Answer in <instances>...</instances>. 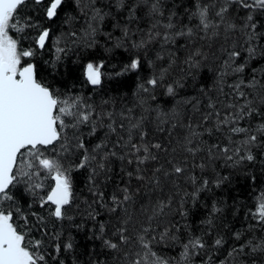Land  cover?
Here are the masks:
<instances>
[{"label":"snow or ice","instance_id":"snow-or-ice-1","mask_svg":"<svg viewBox=\"0 0 264 264\" xmlns=\"http://www.w3.org/2000/svg\"><path fill=\"white\" fill-rule=\"evenodd\" d=\"M28 2L0 0V264H49L50 254L44 241L48 236L47 219L39 212H32L35 222L29 225V217L19 206L17 194L23 186V193L32 198L29 208L38 203L41 210L47 211L48 217L57 221L71 220L72 217L66 215L67 207L75 198L71 172L83 168L89 169L87 184L94 197L93 204L105 208L115 217L114 222L111 217L108 223L100 222L98 231L94 230L89 237L101 241L102 248L112 256L111 264H195L197 259L200 264H217L211 250L219 251L225 244L224 239L217 237L211 242V248L203 234L189 233L187 239H181V228H187V225L173 223L170 217L174 211L181 218L188 215L184 210V197L191 196L195 201L198 193L211 183L220 187L230 180L229 176L217 173L214 181L207 178L200 181L192 174L193 169L199 168L203 172L218 159L235 168L245 162H255L257 155L264 154H253L257 147L264 150V122L255 127L241 123L256 115L264 121V69L258 72L252 68L251 74L245 75L250 62L258 54L264 56V44L258 43L264 41V31H261L264 29V0H192L184 14L189 21L195 19V25L177 21V12L167 7V0H131V3L115 0L117 10H127V19L114 27L120 29L124 41L132 40V49H147L154 41H160L164 48L183 38L191 49L183 60L187 66L186 75H192L210 57L220 61L213 87L217 98L213 99L204 88L200 89L207 97L208 111L200 114L198 122H193L194 117H186L179 107L191 104L193 113L200 112L202 101L195 97L177 100L168 111L158 105L152 107L158 89L162 88L166 96L175 97L177 89L184 86L180 79L169 80L176 63V54L169 52L168 66L154 71L137 84L134 107L139 108L141 114L135 116L133 108H128L127 112L119 114V124L113 112H97L94 105L86 103L80 96L58 94L44 82L38 64L25 60L35 57L37 50L44 49L51 37L50 28L41 27L30 16L22 14ZM33 3L43 4V16L51 21L60 14L65 0H33ZM76 3L86 17L87 26L82 37L73 31L67 33L66 38L73 43L84 40L91 46L99 26L110 13L96 7V0L87 3L76 0ZM177 7H184V0L179 5L173 0V9ZM141 10L151 23L146 31L140 28L133 31L131 25L141 19ZM241 12L244 13L242 19L239 18ZM73 19L66 16L64 23L71 24ZM10 31H15L18 37L14 38ZM29 32L37 33L33 37L34 47L23 48L21 42L28 38ZM137 33L139 40L135 39ZM61 39L65 37H59L56 45ZM221 39L223 43L218 56L212 46ZM196 41L203 43L197 46ZM205 45L208 51L204 50ZM116 46L121 45L117 43ZM55 51L56 61H59L60 54L66 49L57 46ZM242 55L243 62H240ZM163 59L158 53L156 60ZM56 61L44 63H51L54 72ZM102 64L89 62L84 66L88 83H101ZM148 64L155 69L154 61L149 60ZM140 66L141 59L137 55L116 75L138 70ZM230 78L231 83L228 82ZM152 113H155L154 117ZM124 121H127L126 125ZM149 122L156 133H168L167 144L148 140L145 129ZM209 124L212 127H208ZM82 127H89V136L96 135L98 129H106V132L101 141L89 149L80 132ZM177 128L183 130V135L173 144L172 136ZM216 133L221 134L216 143L203 139L205 134L211 137ZM113 136L115 141L111 139ZM49 149L55 154L49 155ZM73 154H80L79 162L65 167L62 161ZM197 157L201 159L199 164L195 163ZM112 158L121 163L127 161L129 166L134 164L135 168L127 172L129 183L118 187L106 200L97 179L100 176L108 179V163ZM133 178L137 181L135 191L131 185ZM49 180L51 184L47 183ZM181 180L200 186L191 193L184 192L179 207L174 210L172 205L175 197L180 195ZM46 188L49 189L46 195H39ZM141 188L143 198H140ZM165 189H168L167 193ZM221 211L213 203L212 212ZM250 214L256 225H250L249 231L254 232L257 226L264 231V194L258 197L255 211ZM98 215L90 204L89 219L95 221ZM17 219L24 221L26 230L17 226ZM204 223L211 226L213 221L209 218ZM33 228L42 233L41 238L29 239ZM109 229L111 235H108ZM233 235L236 244L227 251L224 259L218 260V264H246L248 261L264 264V237L241 242V232ZM51 240L55 252L50 257L53 264H64L58 257L74 249L73 240L69 238L61 243L59 232L53 234ZM161 244L178 245V257L162 256L157 251ZM93 264L109 262L97 259Z\"/></svg>","mask_w":264,"mask_h":264},{"label":"trees","instance_id":"trees-1","mask_svg":"<svg viewBox=\"0 0 264 264\" xmlns=\"http://www.w3.org/2000/svg\"><path fill=\"white\" fill-rule=\"evenodd\" d=\"M87 2L88 0H84V3ZM128 2L131 3V0H128ZM180 2L181 0H175L177 5ZM191 2L192 0H184V7L173 9V0H167V7L177 12V21L182 20L185 24L190 23L195 25L197 21L195 19L189 21L184 14L185 9L190 7ZM96 7L102 8L104 12H109L110 15L99 26L100 30L94 38V43L91 46H87L84 40L73 43L72 40L66 38V34L73 31L77 33L78 37H82L83 29L87 26L85 22L86 17L81 12L80 7L77 6L76 0H65V5L60 10V14L51 21L43 16V4L36 5L33 3V0H29L22 14L30 16L33 22L39 24L41 27L51 29V37L46 41V47L37 50L35 57L30 59L25 58L28 62L38 64L44 82L49 84L60 95L71 94L82 97L86 103L94 105L97 112H113L114 119L119 124L121 122L119 114L122 111L127 112L128 108H133V115L135 116L141 114V110L134 107L136 103L134 93L137 90V84L146 80L154 71L158 72L161 67H167L169 63L168 53L172 52L176 54V63L170 71L169 80L180 79L184 86L177 89V95L175 97L166 96L162 88L158 89L156 92L157 99L152 103V107L155 108L158 105L164 111H168L176 104L177 100L195 97L202 101L200 112L193 113L191 104L180 105L179 107L184 111L186 117H194L193 122H198L200 114L208 111L206 107L207 97L203 95L200 89L204 88L213 99L217 98V93L213 90V87L220 61L210 57L192 75H186L187 66L183 64V60L191 49L190 45H187L183 38L179 39L176 44H170L164 48L161 47L160 41H154L147 46V49H132V40L124 41L120 29L114 27L118 22L123 24L127 19V10H117L115 0H96ZM66 16L74 17L71 24L64 23ZM139 16L141 19L137 23L132 24L131 28L133 31L137 28L146 31L151 21L144 16L143 10L140 11ZM243 16L244 13L241 12L239 18L242 19ZM261 31H264V29H261ZM36 34V32H29L28 38L22 40L21 46L23 48L34 47L33 37ZM10 35L14 38L18 37L15 31H10ZM59 37H65V39H61L59 44L56 45ZM135 39H140L139 33L136 34ZM117 43H120L121 46L117 47ZM195 43L197 46H200L203 42L196 41ZM222 43L223 40L221 39L212 46V51L216 52L218 56ZM258 43L264 44V41H258ZM57 46L66 49L64 53L60 54L59 61H56L57 54L55 49ZM204 50L208 51L207 45H205ZM158 53L163 55V60H156ZM137 55L141 59L140 68L117 76L116 73L121 72L124 66L130 63L131 58H135ZM149 60L155 62V69L149 66ZM45 61H56V70L53 72L51 63L45 65ZM89 61H95L99 64L103 62L100 68L103 75L99 85H92L85 79L84 66ZM240 62H243V55ZM252 68H256L258 72L260 69H264V56L258 54L256 59L250 62L245 73L246 76L251 74ZM228 82L231 83L232 79L230 78ZM225 91H228V89H225ZM104 101L108 103L104 104ZM154 116L155 113H152V117ZM107 122V119H105V123ZM185 122H187V119ZM261 122H264L261 116L256 115L241 123L244 126L251 124V126L255 127V125ZM124 123L126 125L127 121H124ZM208 127H212V125L209 124ZM145 130L148 132L149 141H163L165 144L168 143V133H156L154 125L151 122L146 124ZM80 132L88 148L91 149L101 141L106 129H98L97 134L94 136L88 135L89 127H82ZM182 135V129L177 128L174 130L172 136L173 144H175L176 138ZM220 135V133H216L209 137L205 134L203 139L208 141V143H216ZM111 139L115 141L116 137L113 136ZM108 148L111 149L112 145L109 144ZM58 149L59 145H57ZM261 152H264V150L257 147L253 154L257 155ZM48 154L54 155L55 153L49 149ZM79 155L73 154L67 159H64L62 162L65 167H70L78 163ZM261 161H264V154L257 155L255 162H245L235 168L226 166L223 159H218L203 172L199 168L193 169L192 174L200 181L205 178L214 181L217 173L221 176H229L230 180L221 184L220 187H216L215 183H211L206 189L198 193L195 201H193L191 196L184 197V210L187 211L188 215L181 218L174 211L170 217L173 223L179 222L181 226L187 225V228H181V239H187L189 233L193 235L203 234L211 248V242L217 237H222L225 241L222 248L219 251L215 249L211 250L214 259L217 260V264L218 260L224 259L227 251L236 244L234 233H242L241 242H245L253 237H264V231H261L259 226L256 227L254 232L249 231L250 225H256V220L252 218L250 213L255 211L258 197L264 194V164ZM200 162V157H197L195 163L199 164ZM191 163L192 161L190 160ZM108 168L110 169L107 173L108 179H105L104 176H100L97 179V185L105 193L106 200L113 192L117 191L118 187H123L129 183L127 172L132 171L135 165L129 166L127 165V161L121 163L119 159L112 158L108 163ZM88 175V168L73 170L71 172L75 198L72 205L67 207L66 212L67 216L72 217L71 220L65 218L62 221H57L54 217H48L47 211L41 210L38 203L33 204L29 208V204H32V198L30 195L23 193V186H21L20 192L17 194L19 206L29 217V225L35 222V218L31 216L32 212H39L40 215L45 216L47 219L48 236L44 237V241L45 249L50 254L49 264H53L50 257L51 255H55L51 237L57 232L61 233V243L71 238L75 245L71 252H63L58 257L59 260L64 261V264H93V261L97 259L101 261L107 260L111 264L112 256L106 249L102 248L101 241L92 240L89 237L92 236L94 230L98 231L100 222L108 223L110 217L112 222H114L115 217L111 216L105 208L99 207L98 204H93L94 197L90 193L87 184ZM47 183L51 184L52 181L49 180ZM179 183L181 185L180 195L175 197L172 205L174 210L179 207L180 198L184 192L191 193L196 187L200 186L199 184L193 186L191 183H186L183 180L179 181ZM131 185L135 191L137 181L134 178L131 180ZM47 190L49 189L46 188L39 195H46ZM143 191V188H141L140 198H143ZM167 191L168 189H165L166 193ZM213 203H216L217 207L221 208L222 211L213 213ZM90 204L92 205V209L99 214L95 221L88 217ZM209 218L213 221L211 226L204 223ZM15 222L21 230H26L22 219H17ZM108 235H111V229L108 230ZM41 236L42 233L36 228H33L29 239H38ZM157 251L162 256L174 258L178 257L180 247L178 245L161 244L158 246ZM201 255L203 256V253ZM204 258L206 259V257ZM195 264H200V260L197 259ZM246 264H250V261L246 262Z\"/></svg>","mask_w":264,"mask_h":264},{"label":"rangeland","instance_id":"rangeland-1","mask_svg":"<svg viewBox=\"0 0 264 264\" xmlns=\"http://www.w3.org/2000/svg\"><path fill=\"white\" fill-rule=\"evenodd\" d=\"M89 62H92L93 64H97V65H99V63H97V62H95V61H89ZM89 62H87V63H89Z\"/></svg>","mask_w":264,"mask_h":264}]
</instances>
